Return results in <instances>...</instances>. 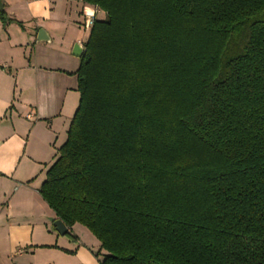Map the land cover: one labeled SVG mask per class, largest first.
Returning a JSON list of instances; mask_svg holds the SVG:
<instances>
[{
    "label": "trees",
    "instance_id": "trees-1",
    "mask_svg": "<svg viewBox=\"0 0 264 264\" xmlns=\"http://www.w3.org/2000/svg\"><path fill=\"white\" fill-rule=\"evenodd\" d=\"M81 1L105 17L44 200L102 264H264V0Z\"/></svg>",
    "mask_w": 264,
    "mask_h": 264
},
{
    "label": "crops",
    "instance_id": "crops-1",
    "mask_svg": "<svg viewBox=\"0 0 264 264\" xmlns=\"http://www.w3.org/2000/svg\"><path fill=\"white\" fill-rule=\"evenodd\" d=\"M1 1L11 21L0 9V264H102L86 227L56 231L40 188L79 105L84 16L105 12L81 0Z\"/></svg>",
    "mask_w": 264,
    "mask_h": 264
},
{
    "label": "water",
    "instance_id": "water-1",
    "mask_svg": "<svg viewBox=\"0 0 264 264\" xmlns=\"http://www.w3.org/2000/svg\"><path fill=\"white\" fill-rule=\"evenodd\" d=\"M0 9L1 10L4 9L3 2L1 0H0ZM83 49L84 48L82 44L80 43L76 44L75 49H74V54L76 56H81ZM52 221L58 233H60L61 235H64L67 233L68 227L62 219H52Z\"/></svg>",
    "mask_w": 264,
    "mask_h": 264
},
{
    "label": "built area",
    "instance_id": "built-area-1",
    "mask_svg": "<svg viewBox=\"0 0 264 264\" xmlns=\"http://www.w3.org/2000/svg\"><path fill=\"white\" fill-rule=\"evenodd\" d=\"M95 19H96V15L95 14H86L84 16L85 24L87 26H92L94 21H95Z\"/></svg>",
    "mask_w": 264,
    "mask_h": 264
},
{
    "label": "rangeland",
    "instance_id": "rangeland-1",
    "mask_svg": "<svg viewBox=\"0 0 264 264\" xmlns=\"http://www.w3.org/2000/svg\"><path fill=\"white\" fill-rule=\"evenodd\" d=\"M97 7V6H96ZM84 22H85V20H84ZM84 25V24H83ZM91 27V26H90ZM79 227H82V228H85L83 225H81V224H79L78 225ZM87 230V229H86ZM87 232H89V231H87ZM89 234H91V233H89ZM91 236H93L92 234H91Z\"/></svg>",
    "mask_w": 264,
    "mask_h": 264
}]
</instances>
